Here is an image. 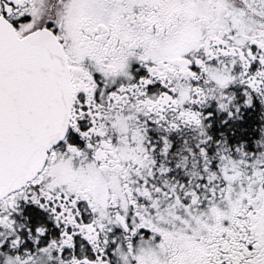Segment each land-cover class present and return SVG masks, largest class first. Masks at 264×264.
<instances>
[{
	"label": "snow or ice",
	"instance_id": "1",
	"mask_svg": "<svg viewBox=\"0 0 264 264\" xmlns=\"http://www.w3.org/2000/svg\"><path fill=\"white\" fill-rule=\"evenodd\" d=\"M0 264H264V0H0Z\"/></svg>",
	"mask_w": 264,
	"mask_h": 264
}]
</instances>
